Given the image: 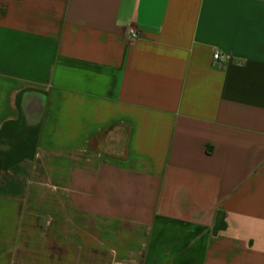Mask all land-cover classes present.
I'll use <instances>...</instances> for the list:
<instances>
[{"label": "crops", "instance_id": "obj_1", "mask_svg": "<svg viewBox=\"0 0 264 264\" xmlns=\"http://www.w3.org/2000/svg\"><path fill=\"white\" fill-rule=\"evenodd\" d=\"M0 264H264V0H0Z\"/></svg>", "mask_w": 264, "mask_h": 264}, {"label": "built area", "instance_id": "obj_2", "mask_svg": "<svg viewBox=\"0 0 264 264\" xmlns=\"http://www.w3.org/2000/svg\"><path fill=\"white\" fill-rule=\"evenodd\" d=\"M128 33H129V35H130L131 38H136V37H137V32H136V30H134V29H132V28H130V29L128 30ZM129 46H130V44H128L127 47H129ZM211 57H212L213 59H219V58H220V53L217 52V51H214V50H213V52H211Z\"/></svg>", "mask_w": 264, "mask_h": 264}]
</instances>
